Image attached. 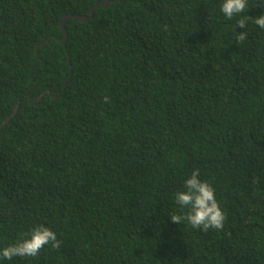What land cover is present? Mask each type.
Instances as JSON below:
<instances>
[{"label":"trees","instance_id":"trees-1","mask_svg":"<svg viewBox=\"0 0 264 264\" xmlns=\"http://www.w3.org/2000/svg\"><path fill=\"white\" fill-rule=\"evenodd\" d=\"M96 1L0 0V248L61 242L0 264H264V29L223 0ZM194 169L222 229L171 220Z\"/></svg>","mask_w":264,"mask_h":264},{"label":"clouds","instance_id":"clouds-1","mask_svg":"<svg viewBox=\"0 0 264 264\" xmlns=\"http://www.w3.org/2000/svg\"><path fill=\"white\" fill-rule=\"evenodd\" d=\"M259 6L264 7V0H259ZM248 9V0H223L220 5V10L227 19L239 17L236 21L239 28L245 29L248 21L252 20L259 28L264 29V14L250 17L245 14ZM246 38V31H238L235 35L237 43L244 42ZM175 201L182 214H171L172 222L180 224L181 221H186L193 228L203 231L223 228L225 214L216 200L215 189L199 178V169H194L184 181V190L175 193ZM60 243L53 230L38 225L25 233L23 239L0 248V258L12 260L14 257H36L45 245L50 244L53 249H59Z\"/></svg>","mask_w":264,"mask_h":264},{"label":"water","instance_id":"water-1","mask_svg":"<svg viewBox=\"0 0 264 264\" xmlns=\"http://www.w3.org/2000/svg\"><path fill=\"white\" fill-rule=\"evenodd\" d=\"M111 2H112V0L96 1V3L94 4V6H92V8L88 10V13L90 14V16H92L93 11H94L96 8H98L99 6H106V5H108L109 3H111ZM71 18H73V19H79V20H81V21H88V20H89V17L86 16L85 14H84V15H79V14L68 13V14L64 15L63 18H62V20H61V22H60V27H61V29H62L63 32H64V38L62 39V41H63L64 43H65V40H66V38H67V31H66V28H65V25H64V24H65V21H66L67 19H71ZM48 39H49V37H45V38H44V39L38 44V46L36 47V55H37V57H38V50H39V47H40L41 45H43ZM44 94H45V91H43V92L40 94L39 97H42ZM17 110H18V105H16V106L14 107L13 112L10 114V116H9V118L6 120V122H8V120H9L12 116H14V115L16 114Z\"/></svg>","mask_w":264,"mask_h":264}]
</instances>
